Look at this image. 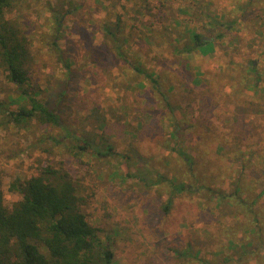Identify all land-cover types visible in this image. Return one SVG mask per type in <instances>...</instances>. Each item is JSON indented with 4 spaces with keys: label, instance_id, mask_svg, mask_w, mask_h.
I'll use <instances>...</instances> for the list:
<instances>
[{
    "label": "rangeland",
    "instance_id": "1",
    "mask_svg": "<svg viewBox=\"0 0 264 264\" xmlns=\"http://www.w3.org/2000/svg\"><path fill=\"white\" fill-rule=\"evenodd\" d=\"M246 2L148 0L147 28L136 14L143 0H11L7 18L31 42V84L61 124L17 125V105H1L17 86L0 65L6 204L21 198L13 182L63 160L115 264H264L244 254L252 214L230 195L240 183L243 198L264 211V1ZM117 12L126 60L103 28ZM187 27L215 45L176 41ZM136 65L155 72L159 86ZM176 182L186 188L175 194Z\"/></svg>",
    "mask_w": 264,
    "mask_h": 264
},
{
    "label": "trees",
    "instance_id": "2",
    "mask_svg": "<svg viewBox=\"0 0 264 264\" xmlns=\"http://www.w3.org/2000/svg\"><path fill=\"white\" fill-rule=\"evenodd\" d=\"M260 1L264 0H248L245 7L249 8ZM10 2L11 0H0V65L5 67L9 80L17 86V95L12 94L8 103L3 101L1 105L5 111L10 110L12 104L17 105L10 113L16 124L22 127L27 126L34 118L42 123L60 125L61 117L58 111L45 104L39 98L40 88L31 84V42L16 21L7 18ZM143 2L144 9L137 8L136 14L142 24L150 27L142 17L152 13L153 9L147 4L148 0ZM258 13L260 25L264 27V5ZM235 21L230 19L225 23L232 27ZM106 22L103 28L117 55L128 59L123 48L129 41L125 36L124 14L117 12ZM60 24L59 20L58 27ZM185 32L186 34H180L175 40L179 42L182 37L188 35L187 38L196 42L200 49L207 44L215 45L213 40L202 42V36L196 29L187 27ZM194 46L185 48L191 51ZM251 64H254V61H251ZM135 68L155 86H159L155 72L140 65ZM173 136L178 138L176 132ZM100 139L106 149H113L108 135H100ZM83 141L78 145L81 150L89 144L87 140ZM173 185L172 192L175 194L186 188L184 182H176ZM11 187L21 194V198L12 206H8L0 178V264H115L114 251L110 247H102L99 227L91 221L85 210L87 200L80 193L76 180L63 160H47L37 173L24 181L13 182ZM241 190L242 185L238 183L230 195L236 196L238 202L244 205L243 212L247 208L252 215L243 225L247 228H244L240 243L245 246V255L257 254L264 262V211L256 207V199L251 202L245 200ZM172 204L173 195L165 204V210L169 211Z\"/></svg>",
    "mask_w": 264,
    "mask_h": 264
}]
</instances>
